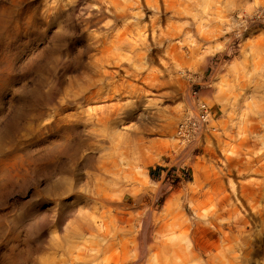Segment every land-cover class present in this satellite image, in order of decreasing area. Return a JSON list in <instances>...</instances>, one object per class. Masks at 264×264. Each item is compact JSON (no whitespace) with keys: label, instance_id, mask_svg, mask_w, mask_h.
Listing matches in <instances>:
<instances>
[{"label":"rangeland","instance_id":"rangeland-1","mask_svg":"<svg viewBox=\"0 0 264 264\" xmlns=\"http://www.w3.org/2000/svg\"><path fill=\"white\" fill-rule=\"evenodd\" d=\"M154 1L0 0V264H264V0Z\"/></svg>","mask_w":264,"mask_h":264},{"label":"bare ground","instance_id":"bare-ground-1","mask_svg":"<svg viewBox=\"0 0 264 264\" xmlns=\"http://www.w3.org/2000/svg\"><path fill=\"white\" fill-rule=\"evenodd\" d=\"M147 3V5H150L151 7H154V9L155 10H158V7L156 6V3H155V1L154 0H151V2H146ZM52 4H53V2H52ZM54 5V4H53ZM57 5V4H56ZM99 6H97L96 8H91V7H88V9H87V11H88V13H87V15H86V17H85V19H83V25H84V27H86V28H91V27H96L97 29L98 28H101V29H103V31L105 32V34L106 35H101V37L98 39V42H100V43H102V42H104V41H106V39L108 38V34H111V32L112 31H114L115 30V28H116V25H115V23H116V20H122V19H124L126 16H130V14H127V13H129L130 11H132L133 10V8H130V7H126V6H123L124 7V9L125 8H127V9H123L122 11V13H120L118 16H116L115 17V22H113L114 23V25H106L105 27H103L102 26V24L104 23V21L107 19V12H108V9H107V7L105 6V3H102V2H100V4H98ZM50 6V5H49ZM48 6V7H49ZM140 7L141 6H138L137 7V10L139 9V11H142V10H140ZM47 8V7H46ZM45 8V9H46ZM57 8H58V6H57ZM56 7H54L53 6V8H52V6H51V9H52V11H54L55 12V10L57 9ZM44 9V10H45ZM48 9V12H50L51 10L49 9V8H47ZM46 9V10H47ZM59 9V8H58ZM57 12V11H56ZM43 15V14H42ZM46 15H48V13L46 14ZM52 15V14H51ZM54 16V15H53ZM45 17H47L48 18V16H45ZM52 17V16H51ZM46 18V19H47ZM119 23V22H118ZM149 28H150V33H151V38H152V40L154 41V37H153V35H154V30H155V26H154V23H151V24H149ZM125 31H126V36H129V34H130V32L128 31V28L127 29H125ZM124 31V32H125ZM124 32H122V33H119L117 30H116V32L113 34V35H111V37H113L117 42H120L121 40H123V41H125V37H124ZM145 32L146 31H144L143 33H142V36L143 35H145ZM124 37V38H123ZM105 43V42H104ZM151 52V51H150ZM88 83V82H87ZM93 84V83H92ZM107 97H109V96H107ZM107 97H103V95L98 91V90H95L94 88H92V87H89V88H87V91H85V93L84 94H82L80 97H77V98H74V99H72V101H70V102H68L69 104H72V106H74L75 107V112L73 113V116L72 115H69V116H67V117H61L60 119H59V121L56 119L55 120V123L58 121L59 123H62V124H64L63 126L65 127V128H67V129H64V135H69V131H70V129H72L73 127L72 126H74L75 125V121L73 120V119H76V117L75 116H78V115H86V117H88V118H90V117H92L93 115H95V113H97L98 112V110H97V107L99 106L98 105V103H99V101H101V100H104V99H106ZM73 98V97H72ZM67 115V114H66ZM56 124H58V123H56ZM60 126V125H59ZM63 129V128H62ZM70 137V136H69ZM73 141V140H72ZM72 141H69L68 140V138H67V136H65V138L63 139V145H62V147L63 148H65V147H68L69 146V144H71L72 146H73V148H74V152H73V154H72V159L74 160V161H77V159H75L78 155H76V152H77V150H76V147L77 146H79L78 144H76V142L75 143H73ZM89 148V147H88ZM87 148V149H88ZM91 148V147H90ZM80 150V149H79ZM76 151V152H75ZM79 152V151H78ZM77 152V153H78ZM3 155V154H2ZM2 155H1V157H2ZM4 156H6V154L4 155ZM9 156H10V154H9ZM5 158V157H4ZM2 159V158H1ZM90 159H91V157L89 156V155H87L84 159H83V161L81 162V164L82 165H85V164H87L89 161H90ZM14 159H12V161H13ZM11 164V162L10 161H8V162H5V163H3V161H0V174H2V173H4L6 170H7V172H9V169L11 168L10 166H12V165H10ZM6 172V173H7ZM63 172L64 173H68V170L67 169H64L63 170ZM69 173H71L70 171H69ZM82 177V176H81ZM83 178V177H82ZM106 204V203H105ZM20 254V253H19ZM18 254V255H19Z\"/></svg>","mask_w":264,"mask_h":264},{"label":"built area","instance_id":"built-area-1","mask_svg":"<svg viewBox=\"0 0 264 264\" xmlns=\"http://www.w3.org/2000/svg\"><path fill=\"white\" fill-rule=\"evenodd\" d=\"M192 98L195 103V114L183 118L176 127V137L181 143L191 142L203 129L214 131V128L210 127V121L214 120L211 107L198 96L196 91L192 92Z\"/></svg>","mask_w":264,"mask_h":264}]
</instances>
